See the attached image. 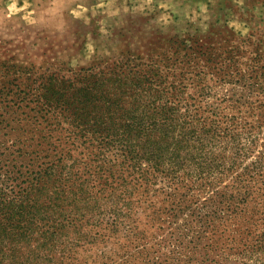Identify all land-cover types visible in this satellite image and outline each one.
Masks as SVG:
<instances>
[{"label": "trees", "instance_id": "trees-1", "mask_svg": "<svg viewBox=\"0 0 264 264\" xmlns=\"http://www.w3.org/2000/svg\"><path fill=\"white\" fill-rule=\"evenodd\" d=\"M247 75H225L235 93L215 100L131 70L49 87L35 107L49 128L37 148L0 141V264H72L125 227L144 264H195L238 225L236 262L264 256V75ZM158 194L154 215L168 228L150 241L136 216Z\"/></svg>", "mask_w": 264, "mask_h": 264}, {"label": "rangeland", "instance_id": "rangeland-1", "mask_svg": "<svg viewBox=\"0 0 264 264\" xmlns=\"http://www.w3.org/2000/svg\"><path fill=\"white\" fill-rule=\"evenodd\" d=\"M239 69L264 75V0H0V141L37 148L49 128L35 107L52 85L75 87L90 74L153 72L187 95L215 100L233 96L236 85L223 79ZM242 111L232 116L247 119ZM54 136L64 147V134ZM160 199L142 204L136 216V234L150 241L167 233L154 215ZM240 228L205 242L212 244L202 252L206 262L196 255L195 264H238ZM143 244L126 227L109 229L79 249L72 264H144ZM246 254L247 264L264 258Z\"/></svg>", "mask_w": 264, "mask_h": 264}]
</instances>
